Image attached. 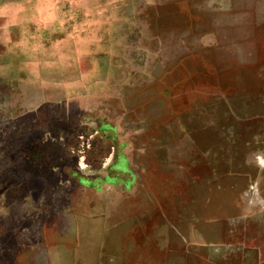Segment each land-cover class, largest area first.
Here are the masks:
<instances>
[{
  "label": "rangeland",
  "instance_id": "1",
  "mask_svg": "<svg viewBox=\"0 0 264 264\" xmlns=\"http://www.w3.org/2000/svg\"><path fill=\"white\" fill-rule=\"evenodd\" d=\"M0 264H264V0H0Z\"/></svg>",
  "mask_w": 264,
  "mask_h": 264
}]
</instances>
